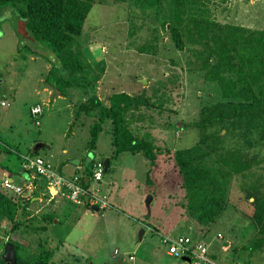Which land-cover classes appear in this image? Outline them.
Instances as JSON below:
<instances>
[{"label": "rangeland", "instance_id": "1", "mask_svg": "<svg viewBox=\"0 0 264 264\" xmlns=\"http://www.w3.org/2000/svg\"><path fill=\"white\" fill-rule=\"evenodd\" d=\"M126 2L95 0L74 47L83 55L85 53V57L88 55L91 62L99 60L101 64L105 61L104 73L96 88V94L103 103L107 104L108 97L120 91L129 94L146 91V95H151L155 88L158 89L157 95L165 91L162 107H142L141 111L147 116L139 121L140 124L131 126L137 136L148 131L160 149H168L158 158L155 167H150L141 153L122 152L117 157L112 153L110 121L102 124L96 149H89V126L94 118L75 111L77 99L84 95L83 87L87 88L76 84L88 78L74 79L67 86H61L65 94L57 98L56 93L62 92L58 88L63 79L51 78L49 69L53 65L58 66V60L50 56L49 51L41 53L37 48L38 42H25L18 35L20 19L10 10L0 14V140L21 153H28L36 143L46 144L37 154L47 159L58 172L70 176L69 179H72L70 173L73 172L69 168L64 169L63 165L68 166L66 158L73 153L81 159V167L91 157L111 161L98 186V193L107 197L109 208L99 211L86 209L65 199L60 191L50 202L47 192L44 195L39 192L30 204L35 223L38 218L39 222L42 221L39 216L43 213L53 214L54 222L46 221V229L36 234L33 231L26 235L22 233L18 241L27 242L24 245L32 253L39 244L38 240L47 239V246L54 249L52 260L55 264H190L188 259H176L166 254L158 233L149 228L148 222H151L173 236L186 233L196 242L207 243L208 254L214 255L215 264H231L235 248L241 259L239 262L248 260L250 263L247 264H264V248L250 259L249 252L241 250V245L254 237L256 228L249 219L251 205L244 192L239 191V178H234L229 187L230 206L211 225L206 235L182 207L181 175L172 159V152L196 142L198 131L192 123L198 118L200 106L211 99L208 93L215 101L216 87L214 83L206 82L203 74L198 75L197 70L187 69L185 60L190 55L189 51H177L167 32L154 30L149 18H143L134 6L136 4L128 5ZM208 3L213 7V16L222 23L251 29L264 28V0H216ZM156 32L162 44L157 45V53H141L138 47L152 39ZM23 45L24 48L18 51V47ZM39 46L45 50L43 44ZM102 46L105 47L104 52L101 51ZM167 78L171 81L165 85L160 83L159 80ZM140 79H145V82ZM44 88L52 91V95H48ZM37 102L43 107L39 125L30 114V107ZM144 123L153 126L144 127ZM64 147L68 148V154L62 153ZM5 156L0 158V184L3 173L8 172L1 164L7 159ZM18 162L11 155L6 166L16 168L17 172L10 171L14 181L26 184L25 173L17 169ZM147 170H151L149 181ZM77 172L80 174V169ZM246 182L249 185L252 180L249 178ZM124 185L135 192L123 201L121 193L115 199L108 197L112 189L118 190ZM242 186L246 189L245 184ZM27 194L29 192L25 190L23 196ZM148 196L153 197L149 207L145 204ZM128 202L132 208L128 207ZM57 219L59 222L56 223ZM143 227L144 235L138 241V232ZM217 234L223 236V240ZM13 237L17 235L14 233ZM59 238L64 242L56 250ZM5 240L3 233L0 238L2 253L7 243ZM224 241H227L225 246ZM130 254L134 256L133 260L128 258Z\"/></svg>", "mask_w": 264, "mask_h": 264}, {"label": "trees", "instance_id": "2", "mask_svg": "<svg viewBox=\"0 0 264 264\" xmlns=\"http://www.w3.org/2000/svg\"><path fill=\"white\" fill-rule=\"evenodd\" d=\"M113 1H127L128 5L134 2L141 16L149 18L154 30L167 32L170 43L177 51L190 52V57L185 60L187 69L197 70L198 75L203 74L206 82L214 83L215 101L211 100L212 95L208 93L207 96L211 99L200 106L198 118L192 123L198 131V139L192 146L176 148L172 152V159L181 175V204L206 235L211 225L230 206L229 187L234 178H239V191L244 192L251 205L252 214L249 219L256 228L254 237L241 245L242 251L249 252L250 259L254 253L264 248V28L251 29L216 20L212 13L213 7H209L208 3L216 0ZM94 2L95 0H0V14L10 10L17 19L25 23L27 35L22 36L17 32L18 35L25 42H38L36 45L41 53L49 51L50 56H55L59 65L51 66L49 74L51 78L63 79L58 89L67 86L74 79L88 78L87 81L82 80L76 84L92 88L87 90L83 87L84 95L77 99L75 111L76 114L94 118L89 126L90 140L87 142L91 150L96 147L102 124L110 121L112 153L116 157L122 152L141 153L150 167H155L158 158L168 149H160L148 131L142 136H137L131 126L147 116L141 111L142 107H162L165 91H162L161 95H157V88L151 95H146V91L133 94L125 91L115 92L108 97V105L98 97L97 81L104 73L106 63L104 61L100 64L99 60L97 63L91 62L88 55L85 57V53L83 55L74 47L75 39L81 34L85 18ZM41 44L46 47L42 46L45 50H41ZM157 45L162 44L159 43L156 32L153 38L140 45L138 50L141 53L155 54ZM24 46L18 47V51ZM104 49L102 46L101 51L104 52ZM1 80L0 78V87ZM159 81L165 85L171 79ZM58 94L65 92L62 90ZM2 102L4 101H1L4 105ZM143 126L152 128L153 125L144 123ZM1 152L6 154L9 162L11 155L18 159L17 169L25 173L26 180H31L35 187L27 195L15 196L0 186V238L5 233V241L14 244L16 264H55L52 260L54 249L47 246L46 238L45 241L38 240L39 244L36 249H32V253L18 241L22 233L26 235L33 231L36 234L46 229V221L54 222L53 214L43 213L39 216L42 221L39 222L38 218L35 223L34 213L30 210L32 198L37 196L41 188L46 190L45 177L32 169L24 170L21 166L24 153L0 140ZM27 154L34 155L31 150ZM6 160L1 164L10 173L15 169L6 166ZM107 160L106 166L103 159L95 160L96 162L93 159L95 163H102V172L111 166V161ZM93 161L90 160L84 169L86 174L80 173L81 178L84 175H92L93 164L95 165ZM151 170L146 171L147 181L150 180ZM249 178L252 183L248 185L246 180ZM81 181L84 187L89 185L88 182L84 183L83 178ZM82 199L84 200V197ZM80 205L92 209V204L88 205L87 201L85 205L84 201ZM109 207L107 201L104 209ZM6 223L9 224L8 227L5 226ZM149 228L155 230L161 239L162 233L159 229L150 225ZM14 233L17 237H13ZM185 235L187 236L186 233L171 236ZM141 239L138 238V241ZM221 239L223 240V236ZM63 242V238H59L56 250ZM234 251L235 258L231 264L250 263L248 260L239 262L241 259L238 257V251L236 248ZM1 253L0 264H6ZM132 257L134 259L133 255ZM208 257L212 260L211 264H215L214 255L208 254Z\"/></svg>", "mask_w": 264, "mask_h": 264}, {"label": "built area", "instance_id": "3", "mask_svg": "<svg viewBox=\"0 0 264 264\" xmlns=\"http://www.w3.org/2000/svg\"><path fill=\"white\" fill-rule=\"evenodd\" d=\"M41 112L42 109L39 105L31 109V113L34 117H38ZM22 167L24 169H32L44 176L50 187L61 190L62 194L75 203L87 201L88 204H96L99 208H104L107 204L105 196H100L97 194V191H90L85 188L81 185L77 176H73L72 179H69L68 177L58 174L53 169L52 165L41 157L24 156ZM101 170L102 163H95L93 173L94 179H100ZM2 185L5 190L13 194H20L23 191V187L13 182L9 176H4L2 178ZM25 188L31 191L33 188L32 181H28ZM82 197H84V200ZM161 236L160 242L165 245L167 254L176 258L188 257L191 264L212 263V260L208 257L209 246L207 243L203 241L196 242L188 235L172 237L170 234L162 233ZM218 237L221 238L222 236L218 235ZM130 258L132 259L133 257Z\"/></svg>", "mask_w": 264, "mask_h": 264}, {"label": "crops", "instance_id": "4", "mask_svg": "<svg viewBox=\"0 0 264 264\" xmlns=\"http://www.w3.org/2000/svg\"><path fill=\"white\" fill-rule=\"evenodd\" d=\"M44 90L45 91H47V93H48V95H52V91H48V90H46L45 88H44ZM56 95H57V98H61V95L60 94H58V93H56ZM35 104V103H34ZM33 104V105H34ZM102 131V130H101ZM100 131V132H101ZM111 142H112V139H111ZM111 145H112V143H111ZM43 147H46V144H44V146ZM97 147V146H96ZM96 147H95V149H96ZM112 147H113V145H112ZM89 148V147H88ZM90 149V148H89ZM68 152H69V150H68V148L67 147H64L63 148V151H62V153L63 154H68ZM24 154H26L25 152H23ZM4 156V154L1 152L0 153V158L1 157H3ZM75 157H78L77 155H75V153H73V155L72 156H70V157H67L66 158V163H67V165L69 166H65V165H63V168L64 169H66V168H69V169H71V171L73 172V173H70V174H77L78 172V170L80 169V171H81V173L82 174H86L85 172H84V169L88 166V164H89V162H90V160L92 161L93 159H98V158H96V157H91V158H88V159H86V162H85V165L84 166H82L81 167V159L78 157L77 159H78V165H74V164H72V163H70V159H72V158H75ZM73 166V167H72ZM15 170H16V168H15ZM4 171V170H3ZM63 173V172H62ZM7 174H9V175H11L9 172H4L3 173V175H7ZM64 174V173H63ZM2 175V176H3ZM66 175V174H65ZM11 177H12V175H11ZM26 178H27V175H26ZM19 183V182H18ZM120 190V191H119ZM51 192H53V190L51 189L50 190ZM131 192H135V190H133L130 186H123V187H121L120 189H118V190H114V189H112L111 191H110V193H109V195H108V197H111V198H113V199H115V198H118L119 197V194L121 193V199H122V201L124 200V198L125 197H127ZM40 193L41 194H46V191H45V189H40ZM53 195H54V193H52ZM55 196V195H54ZM37 197V196H36ZM34 198V197H33ZM32 198V199H33ZM39 199V198H38ZM53 199H54V197H48V200H50V202H52L53 201ZM152 199V201H153V197L151 198ZM121 201V200H120ZM151 201V202H152ZM150 202V203H151ZM128 204V207H131L132 208V205L130 204V202H128L127 203ZM57 221V220H56ZM157 222L159 221V219L158 220H156ZM148 224L150 225V226H154V227H156L157 229H159V232L160 233H167V234H170V232H167V231H164V230H161L159 227H158V225H156V224H152L151 222H148ZM163 223H161V225H162ZM170 235H172V234H170ZM188 235V234H187ZM223 246H225V245H223ZM167 254V253H166ZM169 255V254H168ZM170 256V255H169ZM171 257H173V256H171ZM173 258H175V257H173ZM177 259V258H176ZM182 259V258H181Z\"/></svg>", "mask_w": 264, "mask_h": 264}, {"label": "clouds", "instance_id": "5", "mask_svg": "<svg viewBox=\"0 0 264 264\" xmlns=\"http://www.w3.org/2000/svg\"><path fill=\"white\" fill-rule=\"evenodd\" d=\"M99 97V96H98ZM4 105H5V102H2ZM36 105H39L40 107H41V109H42V112H41V114L40 115H38V117H34L33 115H32V113H31V109H32V107H34V106H36ZM30 114H31V116L35 119V123L37 124V125H39V123H40V120H39V117L40 116H42V114H43V107H42V105L40 104V103H35L34 105H32L31 107H30ZM37 121H38V123H37ZM32 148V147H31ZM41 149V148H40ZM39 152V151H38ZM24 156H30V157H34V156H39L37 153L36 154H34L33 156H31L30 154H23V156H22V158L24 157ZM39 157H41V156H39ZM41 158H43V157H41ZM43 159H45V158H43ZM73 159V158H72ZM47 160V159H46ZM95 160H98V159H94V161ZM93 161V160H92ZM93 161V163H95ZM47 162H49L48 160H47ZM50 163V162H49ZM51 164V163H50ZM52 165V164H51ZM75 165V164H74ZM78 165V164H77ZM21 166H22V164H21ZM52 167H53V165H52ZM24 169V168H23ZM53 169L58 173V174H60V175H65V174H63L62 172H58L54 167H53ZM25 170V169H24ZM92 172V175L91 176H88V175H84L82 178H83V180H84V183H87L88 182V186L87 187H85V188H87V189H89L90 191H97V194H99L98 193V186H99V182L101 181V178L102 177H100V179H94V176H93V173H94V164H93V170L91 171ZM103 172H101V174H102ZM4 176H9L12 180H13V178L11 177V175H9V174H7V175H3L2 176V178L4 177ZM73 176H77L78 178H79V180H80V183H81V185H83L82 184V181H81V176H80V174H72V176L71 177H73ZM66 177H70V176H67L66 175ZM2 178H1V184H0V186L2 187V188H4L3 187V185H2ZM44 180L47 182V180L44 178ZM31 181V180H30ZM13 182H15V183H17L18 185H20V186H22L23 187V191L20 193V194H14L15 196H18V195H22L23 194V192L26 190V191H28V192H32V190H33V188L35 187L34 186V184H33V188H32V190L30 191V190H28V189H26L25 188V185L27 184V180H25V182H26V184H20V183H18V182H16V181H14L13 180ZM5 189V188H4ZM53 190V192H51L50 190ZM6 192H8V193H11V192H9V191H7V190H5ZM59 191L61 192V190H57L56 188H52V187H50L49 185H48V182L46 183V192L47 193H49V195H50V197H55V196H57V195H59ZM52 193H54V195L52 194ZM11 194H13V193H11ZM61 196H63L65 199H67L68 201H71L70 199H68L64 194H62L61 193ZM100 196H105V195H100ZM105 198L107 199V197L105 196ZM108 201V200H107ZM73 204H75V205H80V203H75V202H73V201H71ZM84 205H85V201H84ZM89 205V204H88ZM93 206H95V207H97L98 208V211L101 209V210H104V208H99V206L98 205H94V204H92V207ZM95 211V210H94ZM189 236V235H188ZM19 237V236H18ZM24 242L25 241H23L22 243L24 244ZM161 243V242H160ZM114 252H117V250H114ZM1 253V252H0ZM118 253V252H117ZM130 260H133V258L131 259L130 258ZM184 260V259H183Z\"/></svg>", "mask_w": 264, "mask_h": 264}, {"label": "water", "instance_id": "6", "mask_svg": "<svg viewBox=\"0 0 264 264\" xmlns=\"http://www.w3.org/2000/svg\"><path fill=\"white\" fill-rule=\"evenodd\" d=\"M17 32L20 33L22 36H26L27 35V31L25 29V23L23 20H20L17 24ZM141 82H145V79H140ZM44 146V144L42 143H36L32 146L31 148V152L33 154H36L38 153V151L40 150V148H42ZM70 163L72 164H75L77 165L78 163V159L77 158H73V159H70ZM104 163L106 164V166L108 165V160L107 159H104ZM151 196H148L146 201H145V204L147 207H149L150 205V201H151ZM92 209H94L95 211H98V208L93 206ZM144 233V228H141L138 232V238L139 240L142 238V235ZM27 244V242H24V244ZM223 245H227V241H224ZM2 258L4 261H6V264H16V256H15V251H14V244L12 242H7L5 244V248L3 250V253H2ZM182 259H188V257H182Z\"/></svg>", "mask_w": 264, "mask_h": 264}]
</instances>
